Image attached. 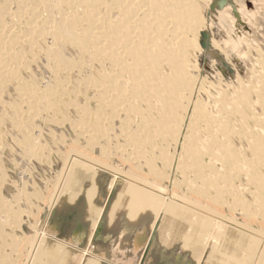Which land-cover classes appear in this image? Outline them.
<instances>
[{
    "label": "bare ground",
    "instance_id": "bare-ground-1",
    "mask_svg": "<svg viewBox=\"0 0 264 264\" xmlns=\"http://www.w3.org/2000/svg\"><path fill=\"white\" fill-rule=\"evenodd\" d=\"M219 1L225 3L0 0V93L9 84L19 86L20 103L10 106L11 124L24 132V113L35 123L32 118L42 108L54 113L71 106L68 102L65 105L64 97L69 75L75 73L80 77L79 87L92 91L97 104L93 110L86 97V105L80 110L82 117L79 114L80 120L75 121L90 149L102 146V139L111 144L118 138L115 147L119 155H115L134 164L136 170H142V163L148 175L170 179L166 171L173 168L187 178L194 176L197 185L181 201L172 196L164 199L166 195H162L163 188L156 179L151 186L149 179L142 175L147 180H141L131 170L129 179L121 180L117 177L119 169L109 173L107 164L87 157L91 150L86 145L87 151L80 153V158L87 159L74 158L78 161L58 187L61 193L51 213L49 210L40 217L41 231L33 246L32 264H264V59L258 61L253 82L245 84L241 78L240 87L219 95L215 109L218 116L211 115L209 105L199 99V86L201 89L205 83L199 84L195 74L198 68L192 60L200 46L198 37H207L210 42L202 4L208 3L211 9ZM239 46L238 40L235 53H239ZM67 47L76 51L78 58L66 57ZM23 48L41 56L53 78L50 84L37 86L21 80L19 72L27 66ZM78 85L77 93H81ZM115 130L120 131V137ZM28 135L23 146L34 143L35 137ZM234 138L247 145L239 149ZM171 146L173 151L181 149L175 154L177 150L173 152ZM108 147L99 149L102 158L110 157ZM157 163L164 168L159 169ZM109 194L111 200L104 201ZM10 239L18 241L13 231L9 232ZM12 246L16 249L18 243Z\"/></svg>",
    "mask_w": 264,
    "mask_h": 264
},
{
    "label": "rangeland",
    "instance_id": "rangeland-1",
    "mask_svg": "<svg viewBox=\"0 0 264 264\" xmlns=\"http://www.w3.org/2000/svg\"><path fill=\"white\" fill-rule=\"evenodd\" d=\"M88 1H90V0H88ZM223 1H225V3L219 1L218 2L219 5L218 4L215 6L213 5L211 9H209V7L207 6L208 3L204 2V4H202V15L205 19V22L207 23V28L205 31H208L210 34V42L207 40V37L203 38V37L199 36L198 42H199L200 46L199 45L198 46L200 48L198 47V49H197L198 51L197 50L194 51V53L196 55L194 54L193 55L194 58H192V60L195 59V60H193L194 65H196V69L198 68V70H199V72L197 70L195 73L199 78V84L201 85V84L205 83L204 84L205 86L204 85L201 86V89L199 86L200 91L198 90V92L202 93V95L200 93L199 99L200 100L203 99V101H201V102L205 106L209 105L208 111L211 113V115H214V116H218L217 115L218 113L216 112L217 110H215V109H218V108H216L217 107L216 100H218V98H220L219 95H221L223 92H229V91L231 92L232 90H234V88L236 89V88L240 87V85H241L240 81H242V80L244 81L245 84H249V83L253 82L254 71L256 73L259 70L258 61L260 59H262V60L264 59V0H233V1L232 0H223ZM226 1H227V3H226ZM229 6H231V7L228 8ZM234 8H235V10H234ZM45 14H47L46 11H45ZM210 29L212 30V32ZM238 40H239L241 46H239V48H238L239 53L236 52L237 53V55H236L235 50H234V46L236 45V42ZM206 47H207V49H206ZM25 49H28V51L27 50L24 51V48H23V52L26 55L25 56V59H26L25 64L27 66L20 70L21 73L19 72V74H21L19 76L22 77V78L20 77L21 80L22 81L29 80L30 82L27 81V83L33 82V84H37V86H39V85L44 86L45 84H50V82H52L53 78L50 75V72H49L48 68L46 67L45 63L42 61L43 59L41 58V56H37L35 54L37 51H35L34 53L30 51L31 53H29L30 49L29 48H25ZM64 51H65L64 52L65 55H67L66 57H68V58L74 57V59L78 58L79 54L76 51H74L73 49L68 48V50L65 49ZM200 51H201V53H200ZM32 54H35L34 57ZM35 56H37L38 59ZM223 56H224V58H223ZM239 56H240V58H239ZM34 60L36 63L34 62ZM197 60H198V62H197ZM30 61H31V63H30ZM32 71L34 74L32 73ZM35 74H36V76H35ZM72 74L74 76H72ZM69 76H70V80H69L70 82L66 83L67 85L70 84L66 87L69 89V91H68V89H66L67 95L64 97V100H65V105H67L66 102H68V103H71V106H70V104H68L66 106V108L64 107L65 105L62 106L65 108V109L63 108L64 112H63L62 108H60V110L57 111L58 113L57 112H54V113L53 112H51V113L47 112L46 113L45 110L42 108L41 111L39 110V115L37 114L38 116L36 115V117L32 118V119H35V120H33L35 123L31 122V120L29 121L28 114L24 113V115L22 116L24 120L22 119V121L27 122V123L24 122L25 126L27 125L26 126L27 128L26 129L24 128V132L22 129H19L16 125H14L13 122L11 124V118H12L13 114L11 113L12 110L10 111V109H11L10 106H12V103L19 102L17 100L18 99L17 98L18 93H19L17 90L19 88L18 84L17 83L9 84L5 88L6 90L2 91V93L5 92V95L0 93V99H1V96L3 95L2 96L3 100L2 101L0 100V102H1L0 103L1 104L0 109H2L1 111L3 113L7 112L4 114H2L0 112V118L2 117L0 119V124H2V126L0 125V201H1L0 202V255H1L0 256V264H8V263L9 264H11V263L12 264H23V263L24 264H32L31 260H32V257L34 255L35 251H36L34 248L35 247L34 245L37 244V240L40 236L39 233L41 231L40 230L41 226L39 225L40 217L43 216V213H45V214H46V212L48 213L49 210H50L49 212L51 213V209L53 208V206L57 202L56 200H58V195H60L59 192L61 193V190H59L60 188H58V187H60L63 184V182L65 181L67 174L73 168V164L75 163L74 161L84 160L83 158H85V157H83L81 159L80 153L87 151V150H91L90 151L91 154H90V152L88 154L90 156H87V157H92V158L94 157L95 159H98V161L100 160L99 161L100 163L104 162L105 164H107L109 166L107 168L108 172H109V170H115V172H116L119 169V172L117 171L118 172L117 177H119L120 179L122 178L121 180H128L129 178L127 176V173H129L131 170H132L131 173H133L135 176H137L141 180H144L147 178V179H149L148 181L151 183L156 179L152 175H148L149 170H147L148 168L145 167L142 163H139V164L141 165V168L143 171L142 170L141 171L136 170L134 168V164H130V163L127 164L124 160H122L121 156H117V155H119V153L116 150L115 145L117 144L118 138H115L116 140L112 139L111 144L107 143V141L102 139L100 141L102 144L104 143L103 145L101 144L102 146H98L95 148L93 147L90 149L89 145H87L88 143L86 142V138H84V136L82 137V135H83L82 132H80L79 129L76 127L77 123H75V121L78 122L80 120V118L82 117L81 116L82 113L80 110H81L82 106L86 105V104L84 105L83 103H86L88 100L87 103H89L90 107L93 108V110H94V107L96 109L97 104L93 100L94 94L92 91L86 89L88 92V94L86 95L87 92L84 90V88H82V86L79 87L80 86V85H78V84H80L79 83L80 77L78 78L79 75H77L75 73H71ZM238 77H240V78H238ZM239 79H241V80L239 81ZM26 81H25V83H26ZM201 81L202 82L204 81V83H202ZM35 82H37V83H35ZM77 85H78L79 89L80 88L82 89L81 93H77V90H78L76 88ZM203 87H205L207 89H205ZM208 89L211 92V94L208 91ZM204 91H206V92H204ZM208 93H209V95H208ZM15 96H16V98H15ZM86 97H87V100H86ZM8 102H10V104ZM75 103H77L76 105L80 104L81 107L77 108L76 105L73 107V105ZM3 104H5V106ZM2 106H4L5 108ZM67 107H71V108H67ZM75 107L77 108L76 109L77 111L74 110ZM78 109L80 112H78ZM4 110H6V111H4ZM60 111L62 112V114ZM65 111H68V112L70 111V112L68 113ZM8 112H10V113H8ZM5 114L10 115L11 117L6 116ZM26 114H27V116H25ZM79 114H80V116H79ZM1 115L5 116V120H4V117ZM65 116H67V117H65ZM45 117L47 120H45ZM54 118H55V120H54L55 123L52 121ZM48 120H49V122H48ZM134 120L135 119L132 118V121H134ZM59 122L62 124H60ZM113 124H115L116 126L119 125V123H113ZM132 124H134V123H132ZM28 125L33 126L34 128L36 127V129L34 130V128L32 129ZM133 126L134 125H132V128H134ZM115 128L117 129V127H115ZM1 129H2V131H1ZM18 129L22 132L23 135L21 134L20 131H18ZM27 130H29L30 137L31 138L35 137V139H33L34 143H28V144L25 143L23 146V142L27 139V135H28ZM32 131L33 132L35 131V133H34L35 135L32 134L33 133ZM30 132H32V133L30 134ZM116 132H118V134H116ZM119 132H120L119 130H115V135H117V137L118 136L120 137ZM75 133H77V135ZM201 133L203 134V135L201 134L202 136L205 135V132L203 133V131H202ZM80 134H81V136H79ZM24 138H26V139H24ZM36 138H37V140H36ZM205 138H206V135H205ZM17 140H18V142H17ZM58 140H60V141H58ZM233 141H235L234 144L239 149L244 148L243 145L244 146L247 145L246 142L243 143L239 139H236V138H234ZM20 142H22V144H21L22 146L20 145ZM78 142H79V144H77ZM36 143H38V144H36ZM41 143H42V146H40ZM112 144H113V146H112ZM10 145L12 146V148ZM86 145H87L88 149L86 148ZM181 145H182V142H181ZM33 147L36 150L39 149V152L34 150ZM40 147H42V148H40ZM70 147H71V149H70ZM84 147L87 150H85ZM103 147L104 148L108 147V150L110 148V150H109L110 151V154H109L110 157L102 158V157H104L103 154H101L103 151H101L99 149H103ZM43 148H45L46 150ZM173 148L171 146L172 151L174 150ZM28 149H29V152H27ZM40 149H41V151H40ZM92 149L94 150V153H93ZM180 149L181 148L178 147L177 149H175V151L177 150V152H175V151H173V152H175V154H177ZM43 150L47 153H45ZM68 151H69V153H68ZM100 151H101V153H100ZM43 152H44L46 157L44 156ZM115 152H116V154L117 153L118 154L115 155ZM39 153L42 155V156H40V158H39V155L37 156V154H39ZM68 154H70V155L68 156ZM30 155H31V157H30ZM74 155H75V157H74ZM36 156L39 159H37ZM115 156L117 158H115ZM41 157H43V159ZM46 158H48V160ZM74 158H76L78 160H76ZM206 158H205V160L207 162H209V158L208 157H206ZM86 159L87 158H85V160ZM46 160L48 162H46ZM108 161H109V163H108ZM84 162H86V161H84ZM64 165H65V167H64ZM119 165H121L123 167V169L124 168H126V169L123 170L122 167ZM157 165H158L159 169L164 168L161 163H157ZM67 171H69V172L67 173ZM167 171H166V174L169 177H171L170 179L168 177H166V175L165 176L163 175L165 177V179L162 176L160 177V178H163L164 180L160 179V178L156 179V182L159 183V185L161 184L160 189L163 188L162 189V195H166V196L161 195L163 198L165 197L164 199H170V197L172 196L173 199L175 198V200H177V199L182 200L183 196L191 195L192 192L189 189L197 187V185L193 181L194 176L188 175L189 178H187V176L181 175V173L179 171H175V169H173V168L168 169ZM61 172H62V174H61ZM64 173H65V175H64ZM169 174H171V175H169ZM142 175H143V177H146V178H144V179H143V177L141 178ZM58 177H61L62 180ZM178 179H180V180H178ZM173 180L178 185L180 184L181 186L179 185L180 186L179 187L176 183H174V185H173V182H174ZM57 183H59V185H57ZM150 183H148V184L151 186L155 185L154 183H151V184ZM46 184H47V186H46ZM149 185H147L149 188H153ZM239 185H240V183H239ZM198 186H200V185H198ZM178 187L181 189H179ZM52 188H54V189H52ZM57 189H58V191H57ZM174 191H176V192H174ZM165 192H166V194H165ZM28 193H29V197L26 196ZM37 193H38V195H37ZM20 196H21V198H20ZM49 196H51V198ZM25 197L26 198L28 197L29 199L28 198L26 199ZM31 197H32V199H31ZM191 198H193V197H191ZM17 199H18V201H19V199L20 200L22 199V200L18 202ZM8 200H10V201H8ZM29 200H31V201H29ZM43 200H44V202H43ZM106 200L107 201L111 200V194L107 195V197L105 198L104 201H106ZM195 200H197V199H195ZM47 201L49 203H47ZM6 202H8V203L6 205H4ZM12 202H14L15 205H13L14 203H12ZM26 202H27V204H25ZM18 203L21 205H19ZM11 204L14 208L11 206ZM193 204H194V202H193ZM6 208L8 210H6ZM9 208L12 209L11 212H10ZM220 210L224 211L225 214H228L230 216L233 215V214L229 213L228 209H226V208H221ZM6 211H9V213H11V214L9 215V213H7ZM16 214H18V215L16 216ZM2 216L3 217L7 216L6 218H4V220H6V221L3 220ZM8 216H10V217L12 216L11 220H10V217H8ZM3 221H4V223H3ZM16 222H19V223L17 224ZM11 223H14V224H11ZM255 227H257V225H255ZM12 231H13V235L18 238L17 239L18 241H13L11 239L9 241V232H12ZM24 237H25V240H24ZM21 242H23L22 245H21ZM16 243H18V247L16 249H14L12 245H15ZM4 244H6V245L4 246ZM23 245H24V248H23ZM27 247H28V249H27ZM5 256L7 257L6 259H5ZM30 256H31V258H30Z\"/></svg>",
    "mask_w": 264,
    "mask_h": 264
}]
</instances>
